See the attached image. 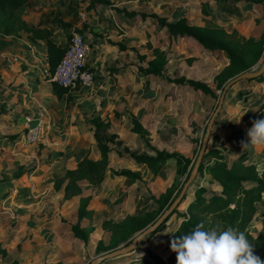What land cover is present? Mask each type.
Listing matches in <instances>:
<instances>
[{
	"label": "rangeland",
	"instance_id": "1",
	"mask_svg": "<svg viewBox=\"0 0 264 264\" xmlns=\"http://www.w3.org/2000/svg\"><path fill=\"white\" fill-rule=\"evenodd\" d=\"M79 3V14L87 16V3ZM112 4L116 6L112 9L156 14L170 22L185 18L189 25L204 29L206 37L229 45L249 68L239 70L223 52L190 37L170 36L153 19L134 18L142 22L136 31L138 36L142 34L143 54L134 49L136 62L129 66L147 68L148 62L155 61L162 77L140 76L136 70V77H130L123 86V90L131 89L100 135L122 142V146L111 145L110 168L138 172L141 178L129 180L109 170L95 186L80 182L82 196L70 199L65 198L66 172L86 156L98 160L97 142L93 139L86 150L79 152L66 148L57 153L58 159L48 152L40 158L43 144L26 143L23 130L17 132L10 112L0 103V264H92L99 257L128 247L161 219L168 211L167 204L180 196L187 171L185 174L175 161L154 171L120 155L125 147L136 154L155 155V150L177 153L196 165L213 120L206 148L221 149L230 164L249 158L262 169L264 146L242 149L241 141L248 140L247 131L254 120L264 119V81L242 80L227 91L221 107L220 103L229 81L242 73H258L264 66V6L223 0H115ZM141 56L146 58L143 63ZM176 78L203 82L216 96L206 97L191 87L167 81ZM136 131H141L145 139ZM12 136L17 137L11 140ZM20 173L23 175L16 178ZM195 178L185 193L187 200L178 207L180 214L194 198L195 185L220 190L218 185L208 183L207 173H198ZM81 197L89 204L80 220ZM157 201L165 208L161 209ZM145 214L149 217L134 220ZM260 214L252 226L256 233L264 223ZM181 221L174 215L153 238L147 236L130 252L99 264H156L148 258V252L167 262L172 235ZM77 224L89 235L87 244L76 238L73 227Z\"/></svg>",
	"mask_w": 264,
	"mask_h": 264
},
{
	"label": "trees",
	"instance_id": "2",
	"mask_svg": "<svg viewBox=\"0 0 264 264\" xmlns=\"http://www.w3.org/2000/svg\"><path fill=\"white\" fill-rule=\"evenodd\" d=\"M30 1L32 0H0V51L4 50L11 44V39L13 37L18 38L22 33L30 34L34 39L45 42L48 54L49 71L53 74L65 55L67 47L62 48L53 41V30L43 28L42 26H32L25 22L23 19L24 9ZM81 1L87 3V9L89 11L96 9L99 6L111 9L113 7V4L109 0ZM223 1H237L244 2L245 4L264 6V0ZM112 10L130 19L137 17H140L142 20L153 19L160 27L166 29L170 36L190 37L213 50L223 52L231 64L239 70L245 71L249 68L246 61L242 59L235 50L229 47V45L213 40L208 36L206 37L203 34L204 29L189 25L185 18H182L177 22H170L166 18L160 17L156 14L128 11L125 8H114ZM62 23L70 26V24L64 23L63 21ZM111 44L118 46L121 51L127 50V47L122 44ZM139 59L142 60V63L146 61V58L143 56L139 57ZM137 70L140 76L152 75L162 77L161 69L157 66L155 61L148 62L147 68L143 65H139ZM252 80L263 82L264 76L260 75ZM167 81L178 87H191L193 90L201 92L206 97L216 96L214 91L207 84L197 80L176 78L167 79ZM52 87L54 93L59 99H62L65 94L71 92L70 90L59 87L54 83H52ZM68 99H71V96H69ZM88 124L91 126L94 140L98 144L100 158L94 160L86 156L85 158L78 160L76 168L70 169L66 172V199L82 196L83 189L79 185L80 182H88L91 186H95L109 170L114 176L125 177L129 180H139L141 178L138 172L131 170L115 171L110 168V154L113 150L111 145L122 146L121 141H116L110 137L103 138L100 135V130L109 127L110 123L94 120L88 121ZM136 132L140 134L141 138L145 139L141 131ZM16 137L17 136H12L10 139L14 140ZM155 153V155L136 154L127 147L124 148V154L119 152L120 155H126L136 164L147 165L154 171L169 161H175L179 168H184L185 174L187 171V182L194 170L195 162L177 153L158 150H155ZM208 160L210 162L207 163L206 161ZM214 161L215 163H213ZM188 168H190L189 171ZM198 173L209 174L210 179L208 183L210 185H218L220 190L212 191L200 184L195 185L194 198L190 201L186 212L180 214L178 207L187 200V196L184 194L178 207L163 224L165 225L174 215H179L181 217V224L173 233L172 240L191 232L201 223L204 225L205 230L214 229L216 231H222L231 227L245 234L249 243L253 247L254 255L258 256L261 261H264V223L258 233L252 230L254 219L256 218L261 202L264 198V161L261 170L258 168L257 164L250 161L249 158L238 159L230 164L221 149L206 148ZM22 175L23 173H20L19 175H15V177L20 178ZM183 187L184 185L179 189V195L181 194ZM173 202L174 200H172L170 204H167V209L172 206ZM157 203L160 204L161 209L165 208V205L161 203V201H157ZM88 204L89 201L85 202L81 197L78 211V217L80 220L83 218V213L88 208ZM146 217H149V214H145L143 217L134 220L142 221L144 220L143 218ZM161 227L150 235V238H153L159 232ZM73 231L76 238L80 239L84 244H87L89 235L84 234V230L78 224L73 227ZM147 254L148 258L156 264H177L176 253L174 252L170 253L167 262L162 258L155 257L151 252H148Z\"/></svg>",
	"mask_w": 264,
	"mask_h": 264
},
{
	"label": "crops",
	"instance_id": "3",
	"mask_svg": "<svg viewBox=\"0 0 264 264\" xmlns=\"http://www.w3.org/2000/svg\"><path fill=\"white\" fill-rule=\"evenodd\" d=\"M80 5L79 0H32L25 6L23 19L29 25L53 30V41L62 48L68 46L70 31L77 26L91 47L87 64L97 76L93 88H80L59 99L47 78L50 71L45 42L30 34L13 37L11 44L0 51V103L10 112L17 132L43 126L44 152L40 158L48 152L58 159L57 153L66 148L79 152L93 143L88 121L107 122L112 117L122 97L126 98L123 95L131 89L123 90L125 81L136 77L137 66H129L136 62L133 50L143 54L142 34L138 36L136 31L142 22L102 6L86 16L79 14ZM78 15L85 19H78ZM111 43L122 44L127 50L121 51ZM261 205L264 207V198Z\"/></svg>",
	"mask_w": 264,
	"mask_h": 264
},
{
	"label": "clouds",
	"instance_id": "4",
	"mask_svg": "<svg viewBox=\"0 0 264 264\" xmlns=\"http://www.w3.org/2000/svg\"><path fill=\"white\" fill-rule=\"evenodd\" d=\"M247 137L248 140L241 141L242 149L264 146V119L252 122ZM170 247L176 253L177 264H264L254 255L245 234L231 227L222 231L205 230L201 223L173 239Z\"/></svg>",
	"mask_w": 264,
	"mask_h": 264
},
{
	"label": "built area",
	"instance_id": "5",
	"mask_svg": "<svg viewBox=\"0 0 264 264\" xmlns=\"http://www.w3.org/2000/svg\"><path fill=\"white\" fill-rule=\"evenodd\" d=\"M82 19H85L84 15H82ZM90 53V44L79 32L78 27L74 26L70 31V41L65 55L55 72L50 75V81L70 91L93 88L96 85L97 76L87 64ZM44 135L42 125L27 127L23 140L30 145H35L42 142Z\"/></svg>",
	"mask_w": 264,
	"mask_h": 264
},
{
	"label": "water",
	"instance_id": "6",
	"mask_svg": "<svg viewBox=\"0 0 264 264\" xmlns=\"http://www.w3.org/2000/svg\"><path fill=\"white\" fill-rule=\"evenodd\" d=\"M264 72V66L262 67L261 71H259L258 73L255 74H250V73H242L241 75L235 77L234 79H232L231 81H229L226 86L224 87L223 90V94L221 97V103H220V107L222 104V101L224 99L225 94L227 93V91L236 83L242 81V80H252L255 77H258L260 75H262ZM219 107V109H220ZM218 109V110H219ZM213 122V120H212ZM212 122L210 123V125L208 126L207 132H206V136L204 139V143L202 146V149L200 151V155L198 158V161L194 167L193 172L191 173L189 179L187 180V182L185 183L180 196L178 197V199L172 204V206L168 209V211L163 215V217H161V219H159L155 224H153L152 226L148 227L147 229H145L144 231H142L131 243L128 247L121 249V250H117L114 251L112 253H109L107 255H104L102 257H99L98 259H96L92 264H99L102 263L106 260L112 259L114 257L120 256L122 254H126L128 252H130L131 250H133L135 248V246L137 245V243H139V241H141L143 238L152 235L154 232H156L166 221V219L173 213V211L178 207L182 197L184 196V194L186 193L187 189L189 188L190 184L195 180V177L198 173V169L200 166V163L202 161L203 158V154L205 152L206 149V145H207V141L209 138V134H210V130L212 127Z\"/></svg>",
	"mask_w": 264,
	"mask_h": 264
}]
</instances>
